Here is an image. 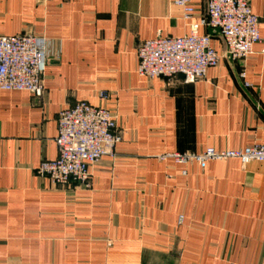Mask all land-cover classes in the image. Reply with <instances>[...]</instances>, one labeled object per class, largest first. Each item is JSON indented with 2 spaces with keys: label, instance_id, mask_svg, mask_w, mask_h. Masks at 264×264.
<instances>
[{
  "label": "crops",
  "instance_id": "0c3cea01",
  "mask_svg": "<svg viewBox=\"0 0 264 264\" xmlns=\"http://www.w3.org/2000/svg\"><path fill=\"white\" fill-rule=\"evenodd\" d=\"M190 1L185 19L172 0H0V36L49 41L42 98L0 92V264H264V162L159 158L264 144V0H250L262 42L246 59L222 56L213 33L222 57L203 79L138 75L139 42L205 15ZM77 101L115 113L122 136L88 189L36 173Z\"/></svg>",
  "mask_w": 264,
  "mask_h": 264
},
{
  "label": "built area",
  "instance_id": "2783aa9c",
  "mask_svg": "<svg viewBox=\"0 0 264 264\" xmlns=\"http://www.w3.org/2000/svg\"><path fill=\"white\" fill-rule=\"evenodd\" d=\"M45 3L47 0H24ZM183 17L189 19L194 8L190 0H172ZM204 28L205 33H199ZM217 34L224 45L222 56L230 60H244L254 44L261 43L259 18L253 14L250 0H207L205 15L190 25V33L181 37H157L139 42L136 47L137 73L149 79L181 77L183 83H195L216 67L222 57L212 44ZM49 41L33 34L0 36V92L23 91L41 99L44 94V71ZM244 77V73H240ZM248 86L247 83H243ZM108 95L100 93L99 99ZM57 134L54 144L57 157L43 160L36 173L53 185L71 183L90 188L91 168L105 156L113 157L115 146L121 141L117 117L111 110L77 101L57 114ZM176 164H197L209 161L238 159L242 165L264 162V144L254 143L238 150L205 148L199 153L165 154ZM182 174H185L183 171ZM182 216L178 222L181 223Z\"/></svg>",
  "mask_w": 264,
  "mask_h": 264
}]
</instances>
